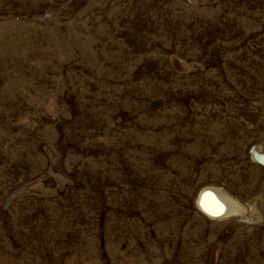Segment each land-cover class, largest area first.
<instances>
[{
  "label": "rangeland",
  "instance_id": "374dc122",
  "mask_svg": "<svg viewBox=\"0 0 264 264\" xmlns=\"http://www.w3.org/2000/svg\"><path fill=\"white\" fill-rule=\"evenodd\" d=\"M0 264H264V0H0Z\"/></svg>",
  "mask_w": 264,
  "mask_h": 264
},
{
  "label": "bare ground",
  "instance_id": "6f19581e",
  "mask_svg": "<svg viewBox=\"0 0 264 264\" xmlns=\"http://www.w3.org/2000/svg\"><path fill=\"white\" fill-rule=\"evenodd\" d=\"M216 195L212 192V191H210V190H206V191H204L202 194H201V196H200V204L202 205V207L203 208H206V207H209V205H208V203L210 202V199H212L213 200V198L215 197ZM213 203H215V202H213ZM223 204V203H222ZM201 207V208H202ZM220 208V207H219ZM221 209V208H220ZM216 210V209H215ZM224 211L222 210V212L221 213H223ZM210 214H212V215H216V216H218V215H220V213L219 214H217L216 213V211H214L213 210V212H209ZM208 213V214H209ZM209 214V215H210ZM222 215V214H221Z\"/></svg>",
  "mask_w": 264,
  "mask_h": 264
}]
</instances>
